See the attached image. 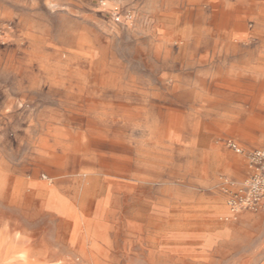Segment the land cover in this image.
Masks as SVG:
<instances>
[{"label":"crops","instance_id":"0c3cea01","mask_svg":"<svg viewBox=\"0 0 264 264\" xmlns=\"http://www.w3.org/2000/svg\"><path fill=\"white\" fill-rule=\"evenodd\" d=\"M138 2L140 24L144 26L140 25V34H130L140 35V49L147 58L140 62L136 75L120 69L116 70L121 71L120 77L113 78L103 65L100 79H56L40 84L46 89L33 91L26 86L25 96L39 101L37 111L25 116L30 123L27 121L24 129L35 142L25 144L22 155L20 148L16 149L21 160L0 153V194H29L46 214L85 231L106 230L128 219L116 204L118 194L121 198L126 194H155L151 203H141L142 208L152 207L153 218L171 230L179 229L177 225L188 228L194 213L188 194H197L194 181L208 182L226 167L223 160L210 161L211 149L206 143H194L192 136L206 134L210 127L233 132L243 128L246 106L238 93L226 88H254L249 93L255 94L258 73L260 80L264 78V0H137L135 4ZM30 19L24 20L26 26ZM44 33H39L40 52L23 50L41 62L51 50L49 46L55 44ZM79 37L72 57L93 63L97 59L95 48L82 50ZM208 87L223 88L219 89L220 103L215 104L217 96L204 91ZM82 103L88 104L83 110L101 103L106 116L119 112V125H106L105 119V125L81 126L90 119L82 112ZM130 108L137 113L131 130L123 115ZM129 134L138 136L136 149L142 157L140 164L137 162L140 173L136 174L129 170ZM107 135H120V141L114 143ZM229 142L243 149L232 138L223 140L228 149ZM194 145L202 154L199 162L191 157ZM178 153L184 157L178 158ZM198 187L202 191L198 194H205V189ZM74 193L80 195L78 203L66 195ZM178 194H184L183 201ZM63 206L70 208L72 216L60 211ZM199 207L203 209L200 215L221 226L222 233L236 223L228 219L222 201ZM255 215L242 214L239 218ZM216 236L221 237V233Z\"/></svg>","mask_w":264,"mask_h":264},{"label":"rangeland","instance_id":"374dc122","mask_svg":"<svg viewBox=\"0 0 264 264\" xmlns=\"http://www.w3.org/2000/svg\"><path fill=\"white\" fill-rule=\"evenodd\" d=\"M136 1H0V148L5 149L0 153L21 160L23 157L16 149L20 148L22 155L25 144L35 142L34 136L24 129L29 122L25 116L37 111L39 101L25 96L27 85L33 91L46 89L40 84L56 79H100L103 65L113 78L120 77L121 71H116L120 69H128L136 75L140 62L147 58L140 49V35L133 37L135 35L130 34H140V25L144 26V23L140 24V2L135 4ZM26 17H31L29 26L24 24ZM40 31H45L46 38L55 43L49 46L51 50L42 62L31 58L30 51L28 54L23 51L30 48L40 52L43 48ZM78 34L83 37L82 50L87 51L90 46L95 48L96 62L72 57ZM259 74L255 94L249 93L254 88H226L238 93L246 106L243 111L245 124L239 132L217 126L210 127L206 134L192 136L194 143H206L211 149L209 160L214 163L223 160L226 167L208 182L194 181V193L197 194H188L194 204V213L187 229H184L185 225H178L181 228L174 230L167 224L160 225L150 214L152 207L142 208L141 203H151L155 194H126L125 198L118 194L116 204L128 219L117 221L106 230H77L72 242L71 224L46 214L29 194H0V264H264V203L255 210L237 212H231L228 205L230 193L248 178L246 154L264 145V78L260 80ZM219 89L223 88H204L217 96L215 104L222 101L218 98L222 95ZM81 105L82 112L90 117L81 126L86 123L94 127L105 125V119L106 125L113 127L120 123V113L112 111L106 116L100 109L101 103L91 104L93 108L89 110H83L88 104ZM123 115L131 130L136 122V110L130 108ZM107 137L114 143L120 141V135ZM137 138L135 134L128 135L130 174L140 173ZM229 138L242 144L243 154L224 146L223 140ZM196 147L193 146L191 157L199 162L202 154ZM179 157L184 154L178 153ZM199 185L205 189V194H198L202 192ZM66 195L76 203L80 201L79 194ZM178 196L183 201L184 194ZM218 201L225 204L228 216L234 215L229 216V220L236 222L224 233L221 226L200 216L203 209L199 206ZM85 206L90 207V204ZM242 214L257 215L241 219ZM219 232L221 237L216 236ZM89 233L93 242H99L98 247L91 245ZM103 240L105 243L102 244Z\"/></svg>","mask_w":264,"mask_h":264},{"label":"built area","instance_id":"2783aa9c","mask_svg":"<svg viewBox=\"0 0 264 264\" xmlns=\"http://www.w3.org/2000/svg\"><path fill=\"white\" fill-rule=\"evenodd\" d=\"M228 147L237 154H243L232 142L228 143ZM246 158L249 176L235 192L230 193L228 205L231 212L255 210L264 203V145L248 152Z\"/></svg>","mask_w":264,"mask_h":264},{"label":"bare ground","instance_id":"6f19581e","mask_svg":"<svg viewBox=\"0 0 264 264\" xmlns=\"http://www.w3.org/2000/svg\"><path fill=\"white\" fill-rule=\"evenodd\" d=\"M6 24V23H5ZM9 24V23H8ZM7 24V25H8ZM13 30V29H12ZM6 31V30H5ZM14 31V30H13ZM87 36V35H86ZM182 36V35H181ZM187 36H188V34H187ZM82 39H83V37H81ZM80 37H79V39H81ZM84 39H85V36H84ZM195 40V39H194ZM217 40V39H216ZM87 41H89V40H87ZM179 42V41H178ZM178 42H177V44H178ZM185 42V41H184ZM196 42H198V41H196ZM228 46V45H227ZM97 53V52H96ZM81 55V54H80ZM112 56V55H111ZM110 56V57H111ZM83 57V56H82ZM94 57H95V54H94ZM114 56H112V58H113ZM98 58V57H97ZM111 58V59H112ZM101 59V58H100ZM95 62H96V60H95ZM99 62H100V60H99ZM94 63V62H93ZM111 63H113V62H111ZM109 65V64H108ZM102 66V65H101ZM115 66V65H114ZM95 67V66H94ZM98 67V66H97ZM117 67V66H116ZM98 69V68H97ZM94 70H95V68H94ZM94 73V72H93ZM107 75V74H106ZM93 76V75H92ZM93 78V77H92ZM107 78V77H106ZM94 80V79H93ZM103 80H104V78H103ZM107 80V79H106ZM109 80V79H108ZM112 81V80H111ZM96 83V82H95ZM94 84V83H93ZM111 84V83H110ZM92 85V84H91ZM111 86V85H110ZM114 86V85H113ZM120 89V88H119ZM118 89V90H119ZM168 89V88H167ZM180 89H181V87H180ZM179 89V90H180ZM183 89V88H182ZM122 90V89H121ZM115 91V90H114ZM105 92V91H104ZM108 92V91H107ZM111 92V91H110ZM167 92V91H166ZM121 93V92H120ZM119 93V94H120ZM135 95V94H134ZM170 95V94H169ZM164 96V95H163ZM192 98H193V96H192ZM165 99V98H164ZM175 99V98H174ZM80 101V100H79ZM92 102V101H91ZM192 102V101H191ZM103 103V102H102ZM182 103V102H181ZM188 103H190V102H188ZM112 104V103H111ZM120 104V103H119ZM118 104V105H119ZM117 106V105H116ZM125 106V105H124ZM130 106V105H129ZM149 106H151V105H149ZM185 106V105H184ZM189 106V105H188ZM128 108V107H127ZM137 108V107H136ZM146 108V107H145ZM144 108V109H145ZM148 108V107H147ZM67 110V109H66ZM68 112V111H67ZM71 113V112H70ZM77 115H79V114H77ZM120 120V119H119ZM133 123V122H132ZM135 123V122H134ZM109 125V124H108ZM64 129V128H63ZM40 130H42V129H40ZM111 140V139H110ZM203 144V143H202ZM52 154V153H51ZM91 155V154H90ZM97 155V154H96ZM52 156V155H51ZM50 157V156H49ZM217 157V156H216ZM82 158V157H81ZM137 158V157H136ZM139 158V157H138ZM211 158V157H210ZM119 159V158H118ZM140 159H142V157L140 158ZM125 160V159H124ZM211 160V159H210ZM213 160H216V159H213ZM217 161V160H216ZM78 168V167H77ZM76 168V169H77ZM85 168V167H84ZM94 169V168H93ZM71 170V169H70ZM87 170V169H86ZM85 172V171H84ZM83 173V172H82ZM46 175V174H45ZM83 175V174H82ZM87 175H89V174H87ZM93 176V175H92ZM97 176H99V175H97ZM146 176V175H145ZM82 177V176H81ZM74 178H75V175H74ZM68 179V178H67ZM70 179V178H69ZM78 180H79V178H77ZM92 179V178H91ZM103 179V178H102ZM84 180V179H83ZM82 180V181H83ZM99 182V181H98ZM82 183V182H81ZM85 183V182H84ZM205 183V182H204ZM98 185H100V184H98ZM140 185V184H139ZM78 186V185H77ZM77 186H76V188H77ZM144 186V185H143ZM142 186V187H143ZM58 188H59V186H57ZM63 187V186H62ZM88 187V186H87ZM98 187V186H97ZM145 187V186H144ZM47 188V187H46ZM84 188V187H83ZM86 188V187H85ZM90 188V187H89ZM88 188V189H89ZM100 188V187H99ZM74 189V188H73ZM87 189V190H88ZM91 189V188H90ZM18 190V189H17ZM59 190V189H58ZM69 190V189H68ZM77 190V189H76ZM83 190H85V189H83ZM98 190V189H97ZM65 191H67V190H65ZM81 191V190H80ZM79 191V192H80ZM105 191V190H104ZM61 192V191H60ZM87 192V191H86ZM82 193V192H81ZM100 193V192H99ZM16 194H18V192L16 193ZM48 194V193H47ZM75 194V193H74ZM79 194V193H78ZM61 195V194H60ZM63 195V194H62ZM41 196V195H40ZM57 197H58V195H57ZM71 197V196H70ZM59 198V197H58ZM69 198V197H68ZM67 198V199H68ZM87 198V197H86ZM40 199V198H39ZM60 199V198H59ZM63 199V198H62ZM61 200V199H60ZM81 200V199H80ZM85 200V199H84ZM83 202V201H82ZM171 205V204H170ZM81 206V205H80ZM78 207V206H77ZM83 207H84V205H83ZM161 209V208H160ZM166 210V209H165ZM170 210V209H169ZM173 210H174V208H173ZM60 211L65 215V216H67V217H70V216H72V211L70 210V208L68 207V206H63L62 208H60ZM95 213V212H94ZM165 213V212H164ZM215 213V212H214ZM164 215V214H163ZM170 215V214H169ZM187 215V214H186ZM185 215V216H186ZM167 216V215H166ZM171 216V215H170ZM201 216V215H200ZM229 216L230 217H234V215H230L229 214ZM165 217V216H164ZM175 217H176V215H175ZM174 217V218H175ZM188 217V216H187ZM198 217H199V215H198ZM168 219H170V218H168ZM229 219V218H228ZM198 220H201V219H198ZM167 221V220H166ZM262 221V220H261ZM175 222L176 221H174V224H175ZM203 222V221H202ZM211 222V221H210ZM177 223V222H176ZM189 223V222H188ZM168 226V225H167ZM175 226V225H174ZM173 225L171 226V227H173V228H175ZM178 226V225H177ZM172 229V228H171ZM176 229V228H175ZM76 231H77V226L76 225H74L73 226V228H72V233H71V240H72V242H73V240L75 239V234H76ZM240 233V232H239ZM89 237H90V239H91V236H90V233H89ZM100 238H102V237H100ZM178 242H180V241H178ZM98 243L99 242H93V240L91 239V245H93L94 247H98L97 245H98ZM101 243L103 244V243H105V240H103V241H101ZM214 246V245H213ZM161 248V247H160ZM163 248H165V247H163ZM192 248V247H191ZM167 249V248H166ZM189 249V248H188ZM19 256H21V257H23V255H19Z\"/></svg>","mask_w":264,"mask_h":264}]
</instances>
